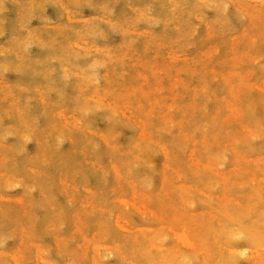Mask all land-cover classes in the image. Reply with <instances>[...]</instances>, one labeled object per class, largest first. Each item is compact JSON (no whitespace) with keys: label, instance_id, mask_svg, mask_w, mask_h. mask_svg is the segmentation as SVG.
I'll list each match as a JSON object with an SVG mask.
<instances>
[{"label":"rangeland","instance_id":"1","mask_svg":"<svg viewBox=\"0 0 264 264\" xmlns=\"http://www.w3.org/2000/svg\"><path fill=\"white\" fill-rule=\"evenodd\" d=\"M0 264H264V0H0Z\"/></svg>","mask_w":264,"mask_h":264}]
</instances>
